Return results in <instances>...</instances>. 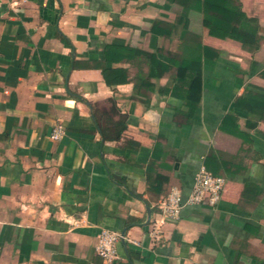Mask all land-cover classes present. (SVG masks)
<instances>
[{"label":"crops","instance_id":"obj_1","mask_svg":"<svg viewBox=\"0 0 264 264\" xmlns=\"http://www.w3.org/2000/svg\"><path fill=\"white\" fill-rule=\"evenodd\" d=\"M238 2L254 48L210 35L206 2L0 0V264H102L104 229L114 264H264V0ZM201 166L219 201L153 238Z\"/></svg>","mask_w":264,"mask_h":264},{"label":"built area","instance_id":"obj_2","mask_svg":"<svg viewBox=\"0 0 264 264\" xmlns=\"http://www.w3.org/2000/svg\"><path fill=\"white\" fill-rule=\"evenodd\" d=\"M62 133L60 126L56 124L50 136L59 139ZM225 182V177L213 174L205 166H201L194 176L192 188L185 199L182 197L181 189L175 186L170 189L160 205L161 218L153 224L150 235L157 238L163 222L177 221L184 205H198L204 201L209 205L216 204L221 197ZM121 239L123 234L115 230L104 229L99 233L95 250L102 264L115 263L119 257L117 243Z\"/></svg>","mask_w":264,"mask_h":264},{"label":"trees","instance_id":"obj_3","mask_svg":"<svg viewBox=\"0 0 264 264\" xmlns=\"http://www.w3.org/2000/svg\"><path fill=\"white\" fill-rule=\"evenodd\" d=\"M180 1V0H179ZM184 5L189 8H197L201 10L203 2L209 4L207 11L203 12V24L208 27L209 34L220 37L232 38L241 42L243 46L255 47L256 19L248 17L242 10L238 0H181ZM157 23L155 32L162 33L164 30L159 28ZM196 49L195 42L190 39L187 45L188 57L183 60L185 68L190 69L191 58L196 57L194 54ZM199 56V55H198ZM193 80V77L192 79Z\"/></svg>","mask_w":264,"mask_h":264}]
</instances>
